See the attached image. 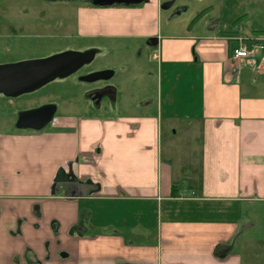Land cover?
<instances>
[{
    "label": "crops",
    "instance_id": "0c3cea01",
    "mask_svg": "<svg viewBox=\"0 0 264 264\" xmlns=\"http://www.w3.org/2000/svg\"><path fill=\"white\" fill-rule=\"evenodd\" d=\"M166 1L0 0V37L119 52L138 40L156 48L159 76L154 103L131 114L115 92L50 129L0 133V264H264V49L229 51L231 39L264 46V29L217 34L214 5L188 25L190 5L164 16ZM164 114L198 142L185 146L195 159L163 150Z\"/></svg>",
    "mask_w": 264,
    "mask_h": 264
},
{
    "label": "rangeland",
    "instance_id": "374dc122",
    "mask_svg": "<svg viewBox=\"0 0 264 264\" xmlns=\"http://www.w3.org/2000/svg\"><path fill=\"white\" fill-rule=\"evenodd\" d=\"M218 1L179 0L178 3L182 2L190 5L191 10L185 15L188 18L186 19L188 25H196L197 20L193 21L192 16L197 15L208 4L214 5L215 10L211 13V16L209 13L207 18L216 17L217 19H221V23L216 30L217 34H223L221 32L226 29H237L242 36H246L254 30L264 29V0ZM164 12V16H167L168 11ZM202 24H199V26L202 27ZM203 32H207V29H203ZM235 42L238 43L239 39L229 40V45L232 46ZM127 43L130 47L125 52H119L114 46L111 47L112 45L108 47L104 46L100 49L94 45L87 48V43L84 45V43H80V40L75 39L40 40L14 38L12 32L0 37V64L42 59L66 51L98 49V54L90 64L66 80L56 79L34 93L16 98L0 95V133L21 130L16 128L19 112L31 110L46 104H55L57 106L56 115L53 121L44 128L46 130L50 129L55 119L61 116L77 115L78 113H88L96 110L100 111L104 109L106 103H103L104 107L101 105V107L96 108L92 98L87 95L90 90L102 86H104L103 89H111L114 93H117L116 101L120 103V106L122 105L121 110L125 111L126 114L139 110L141 108L140 104L144 102L154 103L156 100L155 87L159 78V76L157 78L158 61L152 58V54L156 48L147 47L143 45L142 41L138 40ZM105 69L113 70L114 76L104 83H85L81 82L78 77L88 72ZM116 105L117 107L119 106V104ZM168 109L171 108L168 107L167 111ZM118 110L120 109L118 108ZM171 125V120L166 119V114H164L161 142L163 150H169L173 146L174 152H172V158L174 157L176 160L188 159V161L195 159V152H191L185 146H197L198 142L196 140L191 141L190 137L184 132H180V130L173 133ZM190 154L192 157H186ZM253 234L255 243L260 246L254 247V250L261 248L264 251V229L258 226L253 231Z\"/></svg>",
    "mask_w": 264,
    "mask_h": 264
},
{
    "label": "water",
    "instance_id": "95a60500",
    "mask_svg": "<svg viewBox=\"0 0 264 264\" xmlns=\"http://www.w3.org/2000/svg\"><path fill=\"white\" fill-rule=\"evenodd\" d=\"M49 1H84L96 7L140 6L148 0H49ZM176 0H169L161 5L164 11L172 9ZM179 15V14H178ZM216 24L208 28L213 30ZM147 45L157 47L159 40L150 38ZM98 54V49L86 51H66L47 58L33 59L17 63L0 64V95L16 98L34 93L56 79L66 78L76 73L81 67L91 63ZM113 70H100L80 77L81 82L95 83L109 80ZM93 97V100L98 99ZM57 112L55 104H46L31 110L21 111L16 123L17 129L41 131L54 119Z\"/></svg>",
    "mask_w": 264,
    "mask_h": 264
},
{
    "label": "flooded vegetation",
    "instance_id": "af4514ba",
    "mask_svg": "<svg viewBox=\"0 0 264 264\" xmlns=\"http://www.w3.org/2000/svg\"><path fill=\"white\" fill-rule=\"evenodd\" d=\"M96 57V56H95ZM90 64V63H89ZM86 65H88V64H86ZM86 65H84L83 67H81L76 73H74V74H72V75H70V76H68V77H66V78H64V79H60V80H66V79H68V78H70V77H72L73 75H76L78 72H80L83 68H85L86 67ZM98 71H100V70H98ZM94 72H96V71H94ZM90 73H92V72H88V73H86V74H84V75H87V74H90ZM83 74L82 75H79L78 77H79V79H80V77L81 76H84ZM106 80H104V81H97L96 83H98V82H101V83H104ZM99 84V83H98ZM104 88V86H102V87H98V88H95V89H93V90H90L89 92H88V95L87 96H90L91 98H93V97H95V96H98L99 98L98 99H96V100H93V103L95 104V106L96 107H101V105H102V101H103V99H105V98H107L108 96L109 97H112L113 96V94H114V91H112L111 89H103ZM107 94V95H106Z\"/></svg>",
    "mask_w": 264,
    "mask_h": 264
},
{
    "label": "built area",
    "instance_id": "2783aa9c",
    "mask_svg": "<svg viewBox=\"0 0 264 264\" xmlns=\"http://www.w3.org/2000/svg\"><path fill=\"white\" fill-rule=\"evenodd\" d=\"M247 40L244 39H239V42L235 46L233 53H232V58L233 59H243V58H248L249 56L252 55L253 52L257 49H264V46L262 44H253L251 47H248L246 44ZM156 57V55H154Z\"/></svg>",
    "mask_w": 264,
    "mask_h": 264
},
{
    "label": "trees",
    "instance_id": "16d2710c",
    "mask_svg": "<svg viewBox=\"0 0 264 264\" xmlns=\"http://www.w3.org/2000/svg\"><path fill=\"white\" fill-rule=\"evenodd\" d=\"M201 14H202V12L200 14H198L197 17H199ZM256 43H258L257 40H247L246 41V44H247L248 47H251L253 44H256ZM236 45H237V42H235L232 46L229 45V51H230V54L231 55H232L233 50H234V48H235Z\"/></svg>",
    "mask_w": 264,
    "mask_h": 264
}]
</instances>
